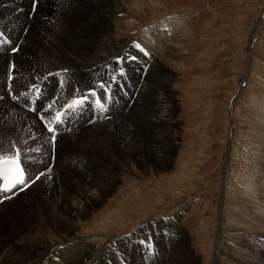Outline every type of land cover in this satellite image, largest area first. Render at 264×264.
Masks as SVG:
<instances>
[{"label": "rangeland", "instance_id": "1", "mask_svg": "<svg viewBox=\"0 0 264 264\" xmlns=\"http://www.w3.org/2000/svg\"><path fill=\"white\" fill-rule=\"evenodd\" d=\"M83 1L81 7H76L77 15H74L76 13L74 10L68 11L71 12L68 14L62 13L65 14L63 16L59 15L58 9L53 10V7L47 12L36 14L35 17L33 11L27 15L8 16L4 8L0 6V31L9 40L14 32L12 24H15V21L23 22L24 19L33 23L35 21L31 26V35L25 30L19 31L25 42L24 50L20 51V46V48L16 47L15 54L8 52L9 56L17 58L18 62L21 60L26 69L16 70V76L11 85L8 83L7 74L4 75L3 68H0V111L3 109L1 112L4 116L3 123L0 117V150L13 148L15 152L22 154V160L31 158V160L25 159L29 172L34 173L31 177L39 172L45 173L32 184V187L34 185L36 187L30 192L24 190L14 198L7 201L5 199L0 203V263L9 252V260H4H13L12 264H32L42 252L58 242L62 243L60 246L64 245V248L60 249L61 255L55 256L63 260L65 258L71 260L70 251L73 249L71 246L74 241L67 242L71 237H74L78 243H82L81 246L84 248H89L86 254L74 259L75 264H93L104 247H107V251L110 250V255L113 254L114 259L111 262L115 264L121 257L120 261L126 258L139 260L137 254L139 250L136 251V248L140 244L123 249L128 240L131 243L145 244L143 236L148 226L152 227L157 222L165 225L176 222L184 232L181 238L185 237L186 243L188 242L187 256L194 263L233 264L234 259L243 258L242 255L246 252L239 248L241 247L239 239L245 238L257 242V237L249 235L256 234L254 233L256 230L238 225L230 215L233 211L246 209L259 221L264 220V0H103L114 8L108 14L109 43L112 44L104 48L100 56H96L93 52L88 53L86 61L91 66L96 62V57L105 58L102 62L107 63L112 55L116 52L119 54L121 48H116L114 43L123 40L131 42L129 44L132 46L135 45L137 43L135 39L139 38L142 29L147 31L148 27L167 18L183 16L186 19V53L178 54L177 48H172L167 56L177 57L179 66L165 63V59L162 58L157 60L159 66L149 75L145 93L134 106L132 105L133 112L128 117L129 120H132L134 116L138 117L140 114L138 107L148 108L150 99L147 93L154 85H157L159 90L156 99H162L161 108L169 112L174 123L172 129L168 128L171 136L174 137L169 162L166 163L167 166L166 164H149L146 168L138 166V163L129 162V159H125L124 156L122 176L114 174L117 177L114 180L118 182H112L111 187L103 195V200L100 199L97 206L87 215L73 222L74 236L63 238L60 235L62 233L53 230L50 233H44L45 235L37 233V238L40 239L38 240L35 237L36 230L30 231V228H33L27 223L28 220H24L23 215H18L19 209L28 211L38 204L46 213L50 209V199L59 202L60 199H66L65 193L75 192L72 182L59 183L62 177L53 178V184L47 185L46 179L49 173L53 172L54 164L59 166L66 165L68 162L66 169H73L74 165L82 167L81 172L73 170L74 175L71 176L75 179L86 178L89 173H81L88 167L92 168V165L88 166L91 156L81 155L83 150L67 141L72 143L79 135L85 134L83 132L76 136L65 137L66 141L65 138H61L62 154L57 155L53 149L44 148L42 143L48 146L49 139L37 135L35 128H26L23 125L18 128L20 129L18 134L12 133V129L3 131L5 126L8 127L5 122L8 124L7 121L14 117L10 112V116L6 117L8 113L4 107L5 104H11L16 109L19 107L18 110H23L21 106H15V101H12L10 94L15 93L19 101L21 95L30 94L35 90L30 86L35 81L38 89L43 87L50 93L57 91L56 83L52 89L48 85L38 83V80L42 78V76L38 78V74L41 70L45 72L46 69L44 60L36 63L34 60L41 54L39 51L44 47L43 42L48 40L44 37L55 27L52 25L57 23L58 18L62 17L61 23H57V28L61 30L65 29L64 31L69 33L68 29L79 28V18H85L83 15L89 14L92 4V0H80V2ZM113 1H116L114 5ZM60 2V0L56 1V3ZM69 2L73 6L79 0ZM105 15L103 11V17L97 20L104 19ZM258 18L262 21L259 24L257 37L253 41L251 63H247L246 52ZM85 34L89 36L90 31H86ZM136 45L137 50L140 44L139 47L138 43ZM7 50L9 51V48ZM14 61L15 59L13 63ZM78 61L84 60L78 57ZM142 61L141 64L144 66L139 67L145 70V62ZM30 62H33L34 68L41 70H27ZM63 63L61 61V65ZM0 64V66L4 65L1 59ZM9 68L10 65L7 64V73ZM68 80L73 81L71 78ZM45 82L48 83V81ZM89 94L90 101H86L85 104L90 106L92 95ZM72 96L73 93L68 95L60 92L58 97L60 100H51L45 109L59 108L67 98ZM9 97L10 100H8ZM96 102L97 100L94 99L97 105ZM48 106H50L49 109ZM33 118L43 127L36 116ZM81 120L83 123V112ZM107 120L110 121V119ZM164 120L162 123H167V119ZM84 123L81 125L83 130L86 128ZM124 123H127V127L130 125L127 120ZM139 125L145 128L147 126L146 123ZM115 127L114 125L108 131ZM145 132L147 130L137 137L142 136L140 139L144 140L151 139L152 136H148L149 134ZM21 135H23L22 139L19 140ZM34 135L32 142L35 145L29 141L24 142ZM7 138L11 139L7 141ZM13 139L18 142L12 141ZM12 152L5 156L13 155ZM69 152L75 154L72 156L74 159L68 157ZM64 153L65 161L61 158ZM78 156L82 159L78 160ZM58 160L60 162L57 163ZM97 166L99 165L95 162V167L92 169L99 170L100 167ZM106 167L109 168L110 165L106 164ZM256 167L262 171L255 169ZM49 168L50 172L47 171ZM103 174L113 176L110 169ZM238 198L243 201L238 202ZM178 215L180 218L176 219ZM160 231L157 233L158 236L163 233V230L160 229ZM23 237L28 239L26 244L20 242ZM152 237L149 242L152 241L151 244L155 248L156 261L161 263L166 259L168 261L170 257L168 255L174 251L169 245H164L158 237L157 239ZM121 240L126 242L123 241L114 246ZM19 244L24 246L25 251H22L23 258L18 262L16 255L22 247ZM254 245L264 256V247L261 248L258 242ZM149 246L144 245V249ZM117 248L123 249L124 252H120ZM52 259L54 257H50V260ZM107 262L109 263L108 260Z\"/></svg>", "mask_w": 264, "mask_h": 264}, {"label": "bare ground", "instance_id": "2", "mask_svg": "<svg viewBox=\"0 0 264 264\" xmlns=\"http://www.w3.org/2000/svg\"><path fill=\"white\" fill-rule=\"evenodd\" d=\"M56 1L57 0H42V3L38 2L34 4V0H0V6L4 8V11L6 12V14H8V16H14L15 14L20 16L22 14L27 15L31 14V12L33 11V16L35 17L36 14L40 12H47L51 10V7L54 8L53 10L58 9V12H60V16L65 15L62 13L68 14L71 13L68 11L73 12L74 10H76V13L74 15H77L78 8L76 9V7H81L84 3V1L80 2L79 0V2H76L75 5L71 6L69 2L70 0H60V3H56ZM115 2L113 3V5L115 4ZM90 8L91 10L89 14L87 16L85 14L83 15L85 16V18H79L80 24L77 30L68 29L70 30V32L68 33L64 31L65 29L61 30L60 28H57V23H61L62 21L61 17L60 19L58 18L56 24L54 23V25H52V27L55 26L53 27L52 31L49 30L47 32L48 34L45 35L44 38L47 37L48 40L43 42L44 47L41 51H39L41 54L39 55L38 59L34 60L35 63L44 60V68L46 69L45 72H42L40 68H34L33 62H30L29 67L27 68V70H41L38 74V78L41 76L42 78L38 80V83L48 85V87L51 89L54 87V83H56L57 91L55 93H50L48 90L45 91L43 87H41L39 89H35L30 94H25L24 96L21 95L19 101L17 99H12V101H15L14 104L16 107L19 105V103H22L23 106L31 107V109H33L37 98L40 97L42 104L40 105L39 109L43 113L45 111V106L47 104H50L51 100H60V98H58L60 96V92L68 95H71L73 93L72 98H67L66 100L68 101L70 99V101H64L61 107H54L51 108V110H46L47 113L52 112L54 110L56 111L54 112V114H61L64 109L73 110L74 106L78 104L82 96L88 95L92 91L96 93L94 97L92 96V105L89 106L85 103L81 104V107L79 109L73 110L72 115L74 116V118L71 121H68L64 126L56 129L55 124L57 123V120L54 116L52 118L47 117L46 122L43 123L46 124V126L48 125V127H50L51 125L55 127V141H48V146L42 143V145L45 146V149H53L55 154L60 155V153L62 152V143H60L61 140L65 137H72L74 135L76 136L83 132L85 134L79 135L75 140L72 141V143L66 138L65 141L67 140L68 143L77 146V148L82 149L83 151L81 152V155L83 154L87 157L91 156V160L89 159L90 162L88 166L92 165L93 168L95 167L96 162L99 165L97 167H100V169H89L90 167H88V169H84L81 173H89L86 178L75 179L71 176L74 175L73 170H75L76 172H81L82 167L79 168L77 167V165H74L73 169H66V165L69 164L68 162H66V165L59 166L54 164L53 172L49 173V176H47V185L53 184V178L59 177L60 179V177H62L59 183H61V181H66L68 183L72 182L76 190L71 194L65 193L66 199H60L59 202H56L55 199H50V209L46 213L42 210L39 204L36 205L34 208H30L28 211H25V209H19L20 213L18 215H23L24 220H28L27 223L29 225H32L33 229L30 228V231L32 232V230H36V238L37 233H42L43 235H45L44 233H50L53 230L62 233L60 235L63 238L74 236L73 231L75 229V226L73 225V222L78 221L81 217L87 215L94 207L97 206V204L100 202V199L103 200L102 197L107 192V189L111 187L112 182H118L114 180V178H117L114 176V174H118L119 177L122 176L121 171L122 167L125 164L123 160L124 156L125 159H129V162L138 163V166L147 168L149 164L165 165L166 163H168L169 153L172 150L171 145H173L174 137L171 136V132H169L168 128L172 129V125L174 123L169 112H166L161 108L162 99H156V95L159 90L157 85H154V87H152L147 93V97L150 99V104L148 108L143 109V107H138L140 111L139 116H134L132 120H129L128 117L131 112H133V106L137 103V101H139L141 95L145 93V88L147 86L149 75H151L159 66L157 60L162 58L165 59V63L169 62L173 65L179 66V62H177V57L167 56L169 55L168 51H171L172 48H177L178 54L183 55L186 53L187 40L185 37V17L178 16L181 19L178 17L169 19L167 18V20L164 19V21H162L163 23H156L148 27L147 31L142 29L139 33V38L137 40L135 39V41L138 43V47L140 44V48L137 50L135 49L137 43L133 46L129 44L131 42H125L123 40L119 41V43H114L116 48H121V52L119 54H117V52L114 54L113 52L114 55L110 57L107 63L102 62L105 60V58L100 59V57H96V62L93 63V65L91 66L86 61V59L88 58V53L93 52V54H95L96 56H100V53H102L103 49L108 47L109 45L111 46L112 44L111 42L109 43L110 28L108 27V19L110 18L108 14L111 10H114V8L110 7L109 4L103 2V0H92ZM103 11L106 13V19L104 18L97 20L98 18L103 17ZM261 21L262 20L260 18L256 20L254 29L252 31L249 47L246 52L247 63H251L250 60L252 56L253 41L257 37L259 24ZM34 23L25 19L23 22L15 21V24H12L14 27V32H12V36L10 37L11 40H9L4 34H2L4 36H0V59L4 63V65L0 66V68H3V72L5 75V73L7 74V64L10 65L8 71V73L10 74L8 76V83L11 85L13 84L12 81H14V78L16 76V70L26 68L23 66V62L21 60H19L20 62H18L17 58H12L11 56H9L8 52L10 51H8L7 48H20L21 46L19 50H24L25 42L22 39L19 31L25 30L28 32L29 35H31V26ZM88 30L90 31L89 36L85 34ZM49 38L51 39L49 40ZM15 53L16 51H13V54ZM78 57L84 61L79 62ZM133 57H135V59H132ZM117 58L119 59L117 60ZM14 59L15 63H13ZM142 60H144L145 62V70H143V67H139L144 66L141 64L143 62ZM61 61L64 62L63 65H61ZM121 68L124 72L123 75L119 74V70ZM68 78H71L73 81H69ZM113 78L115 79L113 80ZM45 81H48V83L46 84ZM102 83L110 85V91L108 92L107 97H105L104 89L99 87V85H101ZM70 89H72V91ZM94 99L99 101L101 104H104L106 111H101L99 106L94 103ZM8 100H10V97L8 98ZM4 107L6 109V113L9 114L10 112V114H13L14 117L7 121L8 124H6L5 122V125H8V127L5 126L3 128V131L7 132L8 129H12V133L18 134V131L20 130H18V128H21V126L24 125L26 126V128H35V132H37V135L39 134V136L46 137L49 140V136H53V133H49V130L46 129L44 125L43 128L36 121V119L33 118L36 116L38 121L41 123L39 119V117L41 116L40 114L35 113L34 111H27L24 108L23 110L20 109L22 110L20 111L18 110L19 107H17L18 109H16L11 104L7 105V103ZM49 108L50 106H48V109ZM128 108L130 109L128 110ZM1 111L0 117L2 121V117L4 116H2ZM82 112L84 122L86 121L85 123L83 122L84 127H86L84 130L81 129V125L83 124L81 123ZM8 114L6 117L10 116V114ZM19 116L21 117L19 118ZM165 118L167 119V123H162L163 121H165ZM107 119H110V121ZM125 120H127V122H129L130 124L128 127L127 123H124ZM140 123H146V128L141 127L139 125ZM114 125L116 127L111 131H108V129L113 127ZM74 130L76 131L74 132ZM86 130H88V132H86ZM139 130H141V132H139ZM146 130L147 132L145 133L149 134L148 136L151 135V139L144 140L140 139L142 136L140 138L137 137L138 135H142V132ZM137 131L139 132V134ZM22 136L23 135L19 136V140L22 139ZM34 137L35 135L28 138L29 140H25L24 142H32ZM9 139L11 138H7L6 140L9 141ZM14 140L15 142H18L16 139H13L12 141ZM19 142L21 143L22 141ZM32 143L34 144V142ZM28 152L31 153L32 151L28 150ZM73 152H69L68 157L70 159L73 158L72 156H75V154H71ZM96 154H101L102 156ZM13 156L16 155L13 154L5 157L11 158ZM64 156L65 153L61 157L63 158V160ZM25 159L31 160V158L28 157L23 159V165L28 175L31 177L34 175V173L29 172ZM77 159L81 160L82 157L78 156ZM28 162L30 163L31 161ZM58 162L60 161L58 160L57 163ZM106 164H109L110 167H106ZM108 169L113 172V176H106V174H103L106 173V170ZM255 169L262 171L260 168L257 167ZM48 177H50V179ZM34 187H36V185L32 187L31 184V186L25 188L24 190L30 192ZM23 191L17 190V193L14 196H11V198H14ZM7 200L8 199H6V201ZM237 201L242 202L243 200L241 198H238ZM239 210L233 211L230 217L236 220L238 225L240 224L245 228H251L256 230L254 231V233L256 234L253 235L250 233L249 235L257 237L256 241L261 245V248L262 246L264 247V220L259 221V219L254 217V214H252V212H248L246 209H242L240 211ZM179 218L180 216L178 215L176 219ZM160 229L163 230V233L158 236L157 233L161 232ZM43 230L45 231L43 232ZM144 231L146 232H144L145 236H143L145 244H143L142 242L131 243L128 240V243H126L123 247V249H128L130 246L140 244L137 245L136 248V251L139 250L137 252L139 260L126 258V260L120 261L122 259L121 257V259H117V264H196L187 256L188 252L186 244L188 242L186 243L187 240L185 241V237L181 238L183 237L184 232L181 227H179V224H176V222L172 225H165L162 222H157L152 227L148 226V228H146ZM31 232L29 237L30 239ZM259 232H261L263 235H258L261 234ZM13 235L15 234L13 233ZM138 235L140 234L138 233ZM152 236L154 237V239L155 237L156 239L157 237L158 239H161L164 245H169L172 248V251H174L170 255H168L170 256L168 261L167 259L163 263L156 261V252L154 251L155 248L151 244L152 241L149 242ZM27 241V237H23V240L20 239V242L22 244H26ZM71 241H74L73 246H71V248L73 249L70 251L71 260H66L67 258L63 260L55 256L56 254L61 255L62 251L60 249L64 248V245L60 246V244L62 243L56 241L58 243L53 244L48 249L46 248L47 250L45 249L46 251L42 252L39 255L40 258L37 257L36 261L32 264H75L76 258L86 254L89 248H84V246H81L82 243H78V241L74 237H71L67 242ZM123 241L125 240L119 241V243L114 244V246L119 245ZM239 242L241 243V247L239 248H241L242 251L244 249L246 252L244 255H242L243 258H239L237 256L238 258L234 259L233 264H264L263 253L258 250V248H256L254 245L257 242L245 238L239 239ZM146 244L150 245L151 247L144 249V245ZM19 246L22 247L20 248L21 251H18L16 255L18 262L23 258L22 251H25L23 245L19 244ZM117 249L120 250V252H124L123 249ZM110 254V250L107 251V247H104L93 264H115V262H111L114 259V256L113 254ZM5 257L6 258L4 259L9 260V252ZM50 257H54V259L50 260ZM4 259L0 264L13 263V260L6 261ZM107 260L109 261V263L107 262Z\"/></svg>", "mask_w": 264, "mask_h": 264}, {"label": "snow or ice", "instance_id": "3", "mask_svg": "<svg viewBox=\"0 0 264 264\" xmlns=\"http://www.w3.org/2000/svg\"><path fill=\"white\" fill-rule=\"evenodd\" d=\"M38 3V0H34V4ZM17 49H12V51H16ZM132 59H135L133 57ZM119 63V61H118ZM119 74L123 75V69L119 70ZM115 78H113L114 80ZM105 91V97H107L108 92L110 91V85L106 83H102L99 85ZM89 95H96L95 92L90 93ZM88 100V95L82 96L81 100L78 102L79 104H83ZM101 111H106L104 104H101L99 101L96 102ZM50 132H53V142L55 141V129L49 128ZM47 171H51V169H47ZM45 175L44 172L37 173L34 177H30L26 170L22 167L19 154L13 156L11 158H6L3 155H0V203H2L5 199H10L11 197L5 196V193H12L13 189L18 191H23L25 188L31 186L36 181H38L41 176ZM50 179V177H48Z\"/></svg>", "mask_w": 264, "mask_h": 264}]
</instances>
